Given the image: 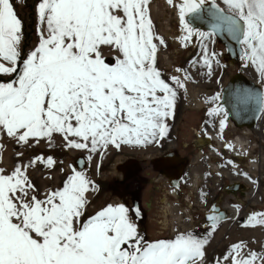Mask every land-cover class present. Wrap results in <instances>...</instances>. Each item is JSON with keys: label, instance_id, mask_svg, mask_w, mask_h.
<instances>
[{"label": "snow or ice", "instance_id": "snow-or-ice-1", "mask_svg": "<svg viewBox=\"0 0 264 264\" xmlns=\"http://www.w3.org/2000/svg\"><path fill=\"white\" fill-rule=\"evenodd\" d=\"M167 2L178 9L183 41L226 31L264 76V0H223L227 12L215 0ZM205 11L210 32L192 28L188 19ZM36 14L38 44L22 56L23 22L11 0H0V75L14 77L0 80V131L21 143L58 133L68 147L92 151L166 135L177 89L185 85L179 76L170 83L157 67V41L164 40L154 31L149 0H39ZM105 47L116 53L111 61L102 54ZM203 62L211 68L206 47ZM252 99L245 92L237 101ZM45 162L54 164L51 157ZM95 190L73 169L61 187L40 198L25 168L0 169V264H204L206 237L179 232L149 241L124 204H107L83 219ZM249 222L264 224V214ZM244 247L233 244L226 259L264 264V255Z\"/></svg>", "mask_w": 264, "mask_h": 264}, {"label": "rangeland", "instance_id": "rangeland-1", "mask_svg": "<svg viewBox=\"0 0 264 264\" xmlns=\"http://www.w3.org/2000/svg\"><path fill=\"white\" fill-rule=\"evenodd\" d=\"M165 1L167 2V0H149V11L154 31L164 40L162 45L157 41V67L170 83L169 74L176 68L183 70L195 86L208 90L212 94L208 101L213 103L216 100L214 97L225 84L224 80L238 70L241 71L240 62H228L223 45L216 40L214 35L203 39H197L194 35L188 41L172 39L173 36L179 37L181 30L174 15L173 5L169 4L168 6ZM11 2L23 22V56L31 51L39 41L37 33L39 22L36 14L39 0H11ZM175 2L179 3L180 0H174ZM215 3H223V0H215ZM205 47L211 59L210 69L203 62ZM102 54L107 60H112L116 55L106 47L102 50ZM244 68L255 79L264 82V76L250 61L245 60ZM12 78L14 77L0 75V80L6 81ZM203 108L198 110L194 106L185 105L181 93L177 90L174 115L166 121L168 125L166 135L158 137V142L143 145L123 144L119 149L111 144L107 147H98L95 151L91 150V146L87 149L68 147L63 136L58 133H54L50 140L48 138H30L27 143H21L17 142L16 138L9 137L6 132L0 131V169L4 174H10L17 166L25 168L29 179L37 187V194L40 198H43L47 191L61 187L67 177L72 174L73 169L82 171L96 186L95 191L88 193L89 202L83 219L86 220L107 204H124L129 208V214L137 224L140 234L149 241L173 239L179 232H192L198 237H206L208 243L205 245L204 264H217V262L231 264V260L226 258L232 255L231 246L239 243L245 245L242 249L245 253L254 251L264 255V224L249 222V217L253 214H264V114L259 116L257 127L250 134L242 136L237 131L239 128L237 129L234 125H228L221 134L225 141L236 135L244 137L248 141L249 153L247 154L257 161V167L253 173L255 180L253 191H250L251 185L246 184L245 178L240 181L245 183V186L243 184L241 187L242 194L238 192L239 187L233 194L226 191V187L231 185V177H225L220 171L218 174L220 177L218 197L211 199L209 196V199L206 200L204 196L206 194L200 191V187L205 182V191L210 190L215 177L204 172L196 193L188 185L192 172L194 170L200 172L204 165V162L196 160L200 152L205 156L211 155V161L222 171L229 162L234 163L236 167L234 175H250L251 163L246 157L241 158L229 153L224 147H219L212 138L213 142L204 140V136L207 134L206 130L211 125L212 116L208 112L209 107ZM202 116L206 117L205 122L209 124L204 129L206 133L204 136L199 130L201 122L198 127L196 125ZM174 140L177 154L182 157L186 156L184 165L187 164V166L184 169V175L187 176L186 180L188 181L184 190L188 193L189 198L192 199V194L195 193L198 206L204 202L205 208L213 204L227 208L233 207L232 218L224 221L219 217L217 219L219 223L214 228L210 227L211 224L203 227L205 220L200 215L197 224L193 219H188V221L183 217L182 220L186 222L185 230L172 224L168 204L171 205L175 198L179 199L180 195H168L162 185L158 186L157 183L150 181L148 172L155 171L153 168V170L150 169L149 158L166 150L169 145L172 148ZM190 143H193L194 149L189 145ZM38 157L41 159L37 160ZM48 157L54 161L51 167L47 166L45 162ZM78 158L85 161L86 165L83 166V170H80L77 165ZM128 159L136 160L140 167L136 173L132 174L138 185L133 193L135 208L138 207L137 216L132 214V197L125 198L122 202L116 193L117 181L122 177L116 167ZM32 161H36V163L33 164ZM227 208L225 211L228 210ZM180 209L182 211V206ZM186 217L189 218V215ZM257 218L259 219L260 216L258 215Z\"/></svg>", "mask_w": 264, "mask_h": 264}, {"label": "bare ground", "instance_id": "bare-ground-1", "mask_svg": "<svg viewBox=\"0 0 264 264\" xmlns=\"http://www.w3.org/2000/svg\"><path fill=\"white\" fill-rule=\"evenodd\" d=\"M166 3L169 6V3L168 2H166ZM175 3H177V2H175ZM217 4L219 6H221L224 10L227 11V6L225 4H223V3H217ZM173 9H174L175 18L179 22V28L181 30L180 34L186 35V32L182 30V26L180 24L178 9L175 8L174 6H173ZM194 29H198L201 32H205V31L200 30L199 28H194ZM181 35L179 37L173 36L172 39L175 38L177 40H181V37H182ZM197 39H199V37H197ZM243 52H244V45L240 44V53H239V59L238 60L240 62V66H241V72L244 75H246L247 77L251 78L255 83L260 85L261 96H262L261 99H264V82H261V81L255 79L253 76H251L250 74H248L246 72V70L244 68L245 59H243ZM177 69L178 68L174 69L173 72H171L169 75H170V77L171 76H179L181 78V80L184 82V85H185L184 88L177 89L181 93L183 103L187 106H194L198 110H202V109H204L203 107H206V106L209 107L208 112L212 116L211 117V125H210V127L207 128V130H206L207 134H206V136H204L205 139L204 138L203 139L209 141L210 138H212L216 141V143L218 144L219 147H224L229 153L236 155V156H240L241 158L244 156L248 159L249 163H251L250 175L248 174V176H244V175H237V176L235 175L234 176V171L236 169L234 163L229 162L227 164V166L222 171V170H220L221 168L219 166L215 165L211 161V159H210L211 155L205 156L202 152H200L197 155L196 160L198 162H200V161L204 162V165L201 167L202 169L200 172H198L196 170H194L192 172V174L190 176V180L188 182V185L196 193L197 187H198V185H200V179H202L204 176V172L206 174L211 175L212 177H215L216 179H218L217 176H218L219 172L221 171L225 177H228V178L231 177L230 178L231 179V185L226 187V191L231 192L233 194L234 191H236V189L238 187H240L239 183H237L235 181V179H237V178L243 179V180L245 178L244 181L246 182V184L251 185L250 191H253V189L255 188L254 187L255 180L253 178V173L257 167V163H256V160H254L252 157L248 156V154H247V153H249V150H248L249 145L247 143L248 141L244 137H240L238 135H236L234 137L232 136L227 141H225L222 138L221 134L223 132V129L228 127V125H233L232 121L229 119V117L227 115V112L223 108H222L221 112H210V109L216 108L219 106L218 99H216L213 103L209 102L208 99H210L209 97L212 94L208 90H205L203 88H199V87L195 86L189 78L185 79V76H187L186 73L180 69H179L180 71H177ZM226 80L227 79H225L224 81L226 82ZM218 94H219V92H218ZM225 113H226V116H225ZM262 114H264V104L261 103V111H260L259 116H261ZM222 119L224 120L223 128L220 125V121ZM256 127H257V125L253 129H249V128L243 129V134L247 135V134H250L251 132H254ZM77 165L80 168V170H83V168L85 167L86 164H85V161H82V158H80L77 161ZM170 165H172V164H170ZM173 166H176V165H173ZM128 170H133V168L132 169L128 168ZM171 173H172V171H171ZM216 181H218V180H216ZM172 184L176 185V181H175V183L172 182ZM215 185H216V183H215ZM171 187H173V185H171ZM174 188H170V191L172 192L173 195L175 194ZM216 206H218V205L213 204V206H212L214 209V212H213L214 216L221 217L224 221L233 217V215H234V208L233 207L227 208L225 206L224 207H221V206L216 207ZM168 207H169L170 221L172 222V224L174 226L176 225V226L180 227L181 230H183V229L185 230L186 222H184L182 220L183 215H182L181 209L174 204H171V205L168 204ZM219 207L221 209H219ZM226 208L228 209L227 211H225ZM222 210L224 211V216L222 214ZM188 221H187V223L189 224Z\"/></svg>", "mask_w": 264, "mask_h": 264}, {"label": "water", "instance_id": "water-1", "mask_svg": "<svg viewBox=\"0 0 264 264\" xmlns=\"http://www.w3.org/2000/svg\"><path fill=\"white\" fill-rule=\"evenodd\" d=\"M209 7H211L210 3L205 5L206 9ZM219 7L222 8L221 6ZM188 19L192 28H199L202 31L210 32V24L212 21L206 11L200 17L189 16ZM214 37L220 44L223 45V48L228 56L229 63L239 61L240 43L236 39H234L226 31L217 32L214 34ZM245 92L251 93L253 99L246 104L238 103V95ZM261 97L260 85L238 70V72L227 78L225 84L219 92L218 103L219 106L227 112L229 119L236 128L241 130L246 128L252 129L256 126L260 115ZM149 163L154 170H159L163 175L167 176L169 183L174 186L172 182L175 183L176 177L166 169L165 165H178L181 168L183 166V159H180L174 153H165L159 159H149ZM116 168L120 171V175L123 179H127L132 176V174L136 173L140 167L136 160L128 159L125 162L118 164ZM128 168H133V170H128ZM219 209L221 208L219 207ZM212 212H214V209H212ZM222 214L224 216L223 210Z\"/></svg>", "mask_w": 264, "mask_h": 264}, {"label": "flooded vegetation", "instance_id": "flooded-vegetation-1", "mask_svg": "<svg viewBox=\"0 0 264 264\" xmlns=\"http://www.w3.org/2000/svg\"><path fill=\"white\" fill-rule=\"evenodd\" d=\"M202 117H203V119H202ZM202 117L200 118V120L197 121L196 125L198 127V124L201 122V124L199 125V130L202 133V135L204 136L206 134L204 129L209 124H207L205 122L206 117L205 116H202ZM237 131L242 136H245V135H243V130L238 129ZM209 141L213 142V140L211 138H210ZM175 144H176V142L174 140V145H173L172 148L169 145V146L166 147V150H162L161 152L156 153L154 156H152L149 159H159L165 153H174L180 159H183V166L181 168L178 165H176V166L165 165L166 169L168 171L171 170L172 174L174 173L173 176L176 177V184H177L176 187H175V185L173 187H171V184L169 183V179L167 178V176L163 175L159 170L158 171L155 170V171H152V172L149 171L148 172L149 173V179H150L151 182L157 183L158 186L162 185L166 189L168 195H173L172 192L170 191V188H174L175 187L174 188V190H175V194L174 195H176V196L180 195V197H179V199H176V198L174 199L173 198L174 201H173L172 204L177 205L179 208L182 206V208H183L182 209V215H183L184 219H189V220L193 219L194 223L197 224L198 223V218H199L198 216L200 215L201 218H203L205 220L204 221L205 223H204L203 227H205V225L208 226V224H211L210 227H213L212 225L215 224V227H216L219 222L216 221V220L213 221V220L210 219V217H213V212H212V209H213L212 206L213 205H209V207L205 208L204 207L205 203L202 202L198 206V203L196 202L197 199H195V193L192 194L193 197L191 199V198H189L188 193L184 190L185 186L187 185V181H188V180H186L187 176L184 175V169L187 166V164L184 165L186 163V158H185L186 156L182 157V156H179V154H177L176 149H175V146H176ZM205 144L209 145L210 143H205ZM189 145H191L192 149H194L193 143L192 144L190 143ZM150 169L153 170L151 165H150ZM171 171H170V173H171ZM217 178L218 179H216V180H218V181H216V182H215V178L213 179V181H212L213 184H212V187H211L210 190H206L205 191V185L206 184H205V182L202 183V186L200 187V191L203 194L207 195V196L204 195L206 200L209 199V196H210L211 199H214V198L218 197V193H219L218 192V190H219L218 183H219L220 177L217 176ZM235 181L237 183H239V185H240V187L238 189V192L242 193L243 190L241 189V187H243V184L245 186V183L240 182L241 179H239V178L235 179ZM215 183H216V185H215ZM137 186L138 185H137V182L135 181V177L134 176H132V177H130L128 179H123V177H121L117 181V192L116 193L118 194V197L121 198L122 202H124L125 198H131L132 197V207H131V209H132V214L134 216H137L136 215L137 214L136 211L138 210V207L135 208V201L133 200V193H134V191H135ZM206 189H208V188H206ZM145 205L147 206L146 203H145ZM199 209H201V210L197 211ZM187 215H189V218L186 217Z\"/></svg>", "mask_w": 264, "mask_h": 264}]
</instances>
